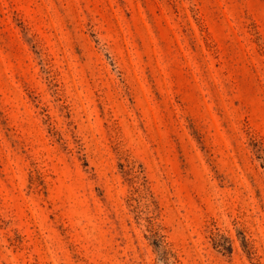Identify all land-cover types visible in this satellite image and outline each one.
<instances>
[{
    "label": "rangeland",
    "instance_id": "rangeland-1",
    "mask_svg": "<svg viewBox=\"0 0 264 264\" xmlns=\"http://www.w3.org/2000/svg\"><path fill=\"white\" fill-rule=\"evenodd\" d=\"M0 264H264V0H0Z\"/></svg>",
    "mask_w": 264,
    "mask_h": 264
}]
</instances>
